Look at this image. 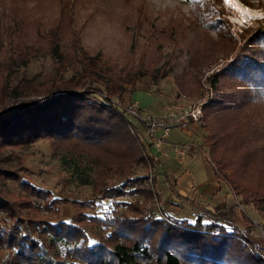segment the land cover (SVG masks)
Instances as JSON below:
<instances>
[{
  "label": "trees",
  "instance_id": "trees-1",
  "mask_svg": "<svg viewBox=\"0 0 264 264\" xmlns=\"http://www.w3.org/2000/svg\"><path fill=\"white\" fill-rule=\"evenodd\" d=\"M5 3L10 6L0 0ZM194 9L202 23L223 28L219 17ZM63 32L57 27L43 36L51 58L71 74L53 89L33 88L31 96L16 97L13 90V100L0 106V153L47 139L64 152L60 156L84 158L94 167L92 195H54L34 184L25 167L6 166L0 158V264H264V240L241 209L227 219L221 201L214 205L219 214L205 208L191 221L178 218L154 204L160 198L153 176L148 182L146 173L133 174L132 166H147L150 155L111 96L136 89V75L151 74L146 60L128 70L116 67L79 48L71 29L61 49ZM223 81L238 87L201 104L203 143L217 179L257 209L264 204V179L249 171L264 170V27L242 37L231 59L208 76L214 91ZM111 169L115 177L108 182ZM126 195L135 197L119 198ZM101 200L109 202L96 213ZM61 203L70 204L67 220L59 218Z\"/></svg>",
  "mask_w": 264,
  "mask_h": 264
},
{
  "label": "rangeland",
  "instance_id": "rangeland-1",
  "mask_svg": "<svg viewBox=\"0 0 264 264\" xmlns=\"http://www.w3.org/2000/svg\"><path fill=\"white\" fill-rule=\"evenodd\" d=\"M4 1L10 6L0 4V106L13 100V90L16 97L31 96L33 88L53 89L71 74L51 58L43 36L57 27L64 31L58 35L61 49L69 42L67 32L71 29L77 33L79 48L99 54L116 67L128 70L138 59H145L151 74L136 75V89L128 92L126 87L119 98L112 95L114 105L123 111L134 102L141 116L156 122L169 112L181 115L193 110L196 118L187 117L184 126L169 122L164 142L156 147L147 140L140 122L123 112L134 124H128L129 131L138 133L144 153L150 155L147 166H132L133 174L146 173L148 182L153 176V189L160 198L158 203L154 198V204L166 213L191 221L206 214L205 208L217 213L214 205L223 201L222 214L227 219L241 209L252 220V233L263 238L264 204L256 209L250 203H240L225 182L217 179L207 160L200 122L204 117L201 104L224 90L237 89L238 85L223 81L214 91L208 76L231 59L242 37L250 38L256 28L264 27V0ZM194 4L205 17H219L218 26L223 28L216 30L202 23ZM74 52L77 55V50ZM175 148L184 154H176ZM60 153L64 154L42 138L4 149L0 158L6 166L25 167L34 184L49 188L54 195L90 198L94 167L84 158L69 159ZM114 173L113 169L106 172L108 182ZM249 176L262 181L264 170L249 171ZM108 202L101 200L96 213ZM58 208L61 220L71 217L69 203ZM87 233L92 241L88 226Z\"/></svg>",
  "mask_w": 264,
  "mask_h": 264
},
{
  "label": "built area",
  "instance_id": "built-area-1",
  "mask_svg": "<svg viewBox=\"0 0 264 264\" xmlns=\"http://www.w3.org/2000/svg\"><path fill=\"white\" fill-rule=\"evenodd\" d=\"M123 112L125 114L135 117L140 122L142 127H144L147 140L149 141V143H153L156 147L159 146L161 142H164L165 135L168 131L169 122L178 123L181 126H184L187 123V117L192 120L196 118L193 110H190L189 113H184L181 115L172 114L169 112L164 117V119H161L156 122L152 119H148L147 117L141 116L138 112V107L134 102H130L126 107H124ZM169 117H173L172 120H170L171 118L169 119ZM157 131H160L159 136L156 135ZM174 150L176 154H184V151L181 149L175 148Z\"/></svg>",
  "mask_w": 264,
  "mask_h": 264
},
{
  "label": "crops",
  "instance_id": "crops-1",
  "mask_svg": "<svg viewBox=\"0 0 264 264\" xmlns=\"http://www.w3.org/2000/svg\"><path fill=\"white\" fill-rule=\"evenodd\" d=\"M130 100V99H129ZM208 160V159H207Z\"/></svg>",
  "mask_w": 264,
  "mask_h": 264
}]
</instances>
